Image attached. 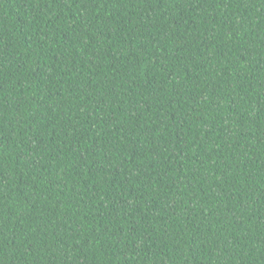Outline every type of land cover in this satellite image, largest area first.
I'll return each mask as SVG.
<instances>
[{
  "label": "trees",
  "instance_id": "16d2710c",
  "mask_svg": "<svg viewBox=\"0 0 264 264\" xmlns=\"http://www.w3.org/2000/svg\"><path fill=\"white\" fill-rule=\"evenodd\" d=\"M0 264H264V0H0Z\"/></svg>",
  "mask_w": 264,
  "mask_h": 264
}]
</instances>
